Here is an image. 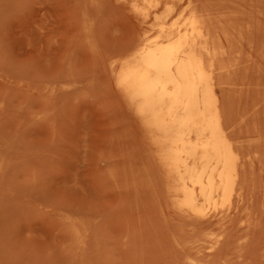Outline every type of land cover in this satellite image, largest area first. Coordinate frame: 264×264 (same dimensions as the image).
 I'll return each instance as SVG.
<instances>
[{
  "label": "rangeland",
  "instance_id": "obj_1",
  "mask_svg": "<svg viewBox=\"0 0 264 264\" xmlns=\"http://www.w3.org/2000/svg\"><path fill=\"white\" fill-rule=\"evenodd\" d=\"M232 1V4L229 0H199V3L208 7L216 29L219 16L225 17L228 10V13L232 11L231 19L228 21V16L222 19L223 22L220 19L222 24L219 28L226 22L231 24L240 10L250 12L248 17L242 12L244 21L241 12V21L237 16V22L234 18L237 23L233 29L235 41V32L241 27L249 33L253 29L251 25L254 30L264 26V0H251L255 4V7L250 5L251 9L255 10L250 9L247 0H240L243 4ZM216 4L219 10L214 8ZM242 5L249 7V11ZM236 6L244 7V10L239 7L236 13ZM215 19L218 20L214 22ZM143 29L131 7L121 0H0V264H190L193 261L198 264H206L207 261L210 264L212 261H215L214 264H264V239H260L264 237V228L261 227L264 226L261 194L264 193V108L261 106V111L258 110L260 105H252V101L257 102L264 91L260 87L259 90L263 91L257 93L259 84L264 87V69L260 73L262 81L260 74V77L254 74L257 73V66L264 65V54L261 58L262 52L254 47L257 37L259 41L256 42L261 40L260 43H263L264 34L261 32L264 30L258 29V33L252 30L251 38H244L241 43L243 48H240V54H236L237 61L230 57L225 60H229L228 63H223L230 65L225 69L238 70L241 66L240 69L249 71L247 66L250 62L251 66L256 62L249 72L251 76L249 73H232L236 80L230 79V75L225 76L224 81L229 77L230 82L228 80L225 87L227 90L231 88V91L234 88L232 83H237L233 94L227 91L232 96H227V103L231 104L229 111L233 110L231 116L236 115V118L231 117V122L245 120L242 124L233 121L236 128L240 127L237 131L233 129V123L231 126L237 138L245 137L242 141L244 147L238 145L241 139L235 140L236 146L242 147L237 151L242 150L240 155H247H241V159L245 158L243 162L250 160L246 164L253 168V173L262 170H259L260 175L256 172L255 176L249 170L244 181L246 172L244 175L243 168L246 166L245 171L252 168L245 164L242 166L240 201H232L233 211L219 225L215 218H205L206 221L211 219L206 223L205 219H194L179 212L173 205L154 147L111 75L112 61L130 51L133 40ZM247 53L253 57L251 61L245 59L248 58ZM240 55L246 56L244 59L248 61L245 62L242 56L239 58L244 63L240 62ZM235 64L240 66L236 68ZM253 77L257 79L253 80ZM246 79L250 81L247 83ZM230 83L232 87H227L226 84ZM253 83L258 85L253 92L256 95L250 98L248 89L255 87ZM242 84L246 90L240 87ZM242 94L249 95V98ZM262 98L264 102V95L261 101ZM242 100L246 102L244 105ZM263 102H260L261 105H264ZM252 106L258 110L254 112L255 116L250 113L254 109ZM244 109L247 113L242 117ZM250 145L255 146L251 148ZM261 160L262 163L257 162ZM250 177L254 179L249 180ZM246 180L255 188L256 184H260L261 187L257 185L259 190L252 189L256 195L249 196L252 193L249 194L251 187L248 186L252 185L249 182L245 185ZM245 186L249 189L246 190ZM255 196L258 200L253 199V204L251 199ZM256 202L258 210L256 206L255 214L251 215ZM237 210L241 213L238 214ZM193 221L201 223L200 226ZM211 224V230L206 229ZM221 228L229 232H219ZM251 231L254 233L251 234ZM202 236L206 241L199 240ZM225 236L226 248L223 245ZM211 239H218L220 246L218 243L215 249L209 250L213 242ZM193 240H198V243H193ZM178 243L181 246H177ZM202 253L203 258L200 257ZM216 257L219 259L216 260Z\"/></svg>",
  "mask_w": 264,
  "mask_h": 264
},
{
  "label": "bare ground",
  "instance_id": "obj_2",
  "mask_svg": "<svg viewBox=\"0 0 264 264\" xmlns=\"http://www.w3.org/2000/svg\"><path fill=\"white\" fill-rule=\"evenodd\" d=\"M121 1L128 4L131 7L132 11L138 17L141 24H143L144 29L142 30V32H140V34L136 37V39L133 40L134 43H133L130 51H128L126 54H124L123 56H121L120 58H118L116 60L113 59L114 61H112V65H110L111 66V72H112L111 75L113 76L117 87L119 88V90L121 91L123 96L126 98L125 99V101L127 100L126 104L129 103L131 109L134 111V112L133 111L132 112L135 113V116L138 117L139 121L141 122L143 128L146 131V134L148 135V137L151 141L152 146L154 147V150H155L154 153L156 154V157H157L159 163L163 167V171H164V175H165L166 183H167V193H168V196L171 199L173 205L177 208V210L179 212H181L187 216H192V217H194V219L196 218V219L200 220V219H205V218L211 217V218H215L216 222L218 224L219 223L222 224L226 221V219L230 216L231 212L233 211L232 208H233L234 204H233V206L231 205L232 201L233 200L234 201L237 200V202L240 201V198H241L240 189L243 186V183L240 184V181H242L243 178H244L243 180L245 181L247 174L249 175V170L252 171V172L250 171L251 174L253 173V168L251 166H248V164H246L250 160L249 161L247 160V162H243L245 160V158L243 157L244 159L243 158L241 159V155H243L244 153L240 155V152L242 150H240V152L237 151L239 149V147H240V149L242 147H244L242 145V143H243L242 141L245 140L244 139L245 137L244 138L242 137L243 139L237 138V136L231 130V126L233 124H234L233 129L236 128L235 127L236 124L233 122L235 120H233L231 122V117H233L235 115V113H234V115L232 114L233 116H231V113H233V110H231L232 112L230 113L229 107L231 108V104L229 105L227 103V98H228L227 96L228 95L230 96V93H232V94L234 93L232 91H233V89H235V84H237V83H235V82L232 83L233 81L231 82L232 84H234V86H233L234 88H232V91H231V88H228V90H230V93L229 92L227 93L228 90L225 87V83L229 80V77H230V75H232V73H233V75H234V73H235V75L236 74H245V73L248 74L249 72H251L254 69L253 68L255 65L254 63H256L254 61L252 66H251V64H252L251 62H250V66L247 64L248 69L250 67L249 71H246V69L243 70L242 68L240 69V67H241L240 64H237L238 66H240L238 70H233V69L229 70L228 68L225 69L226 66L227 67L230 66V65L229 66L226 65L229 60L228 61H225V60L232 57V58H234V60L237 61V55L236 54L238 52L240 54V48H243L241 46V43H242L244 38L245 39L247 38L248 40L251 38L250 32H252V30H254V27L251 25V28H253V29H251V31H249V33H248V30H246V29L242 30V27H241L238 30V32H235V33H237V38H236V41L234 40L235 35L233 32V29L235 28V25H237V23H235V21L237 22L236 19H238V18H236L237 14H235V12L237 11L236 13H238L240 8H242L241 6H239L240 8L238 6H236L235 9L238 8L236 11H235V9L232 8L234 10V14L236 16L233 14V16H235V17L232 18L231 24L229 22L230 25L228 24V22H226L227 24L225 22H224L225 24L223 23L224 26L229 25V27H227V28L224 26L219 28L218 26H221L222 23H220V22L222 21L223 18H227L226 16L230 17L228 19V21H230V19H231L230 15H231L232 11L230 13H228V11H230V10H228L226 13L225 12L226 10H223V8H222L223 12H225L228 15H226L224 17V15L222 14L223 18H221L219 16L221 21L219 18H218L219 20L218 19L214 20V22L218 20L217 22L220 23V24L217 23V29H216V27L214 26V25H216V22L214 23V25L212 24L211 19H213V18H211V16H210V12H209L208 7L200 4L199 0H121ZM217 1H219V0H217ZM229 1L232 4L233 1L232 0H229ZM236 1L239 2L240 0H236ZM221 2H222V0H221ZM240 2L242 3V1H240ZM247 2H249V4L248 3L247 4L249 5L250 9L252 7H255L254 6L255 4L253 5V1L247 0ZM251 2H252V4H250ZM256 2H258V1H256ZM256 2H254V3H256ZM202 3H203V1H202ZM205 3H207V2H205ZM239 3H238V5L241 4V3L240 4ZM208 4H210V1ZM262 4H264V3H262ZM214 5L215 4H213L212 6H214ZM245 5H246V3H245ZM245 5H242V6H245ZM250 5H252V7ZM212 6H210V7H212ZM216 7H217V4L214 8H216ZM249 7L245 6V8H247L248 11H249ZM263 7H264V5H263ZM229 8H231V6H229ZM217 9L219 10L218 7H217ZM217 9H215V10H217ZM253 9L255 10L256 8H253ZM253 9H251V10H253ZM261 9H263V8H261ZM212 10H214V9H212ZM240 12L239 13L242 14L243 11L240 10ZM245 12L246 11L244 10L243 14L244 15L246 14V16L248 17V15H249L248 13H250V12H248V13L247 12L245 13ZM251 12H253V11H251ZM239 13H238L237 17H239V20H240L241 16ZM261 13L260 14L258 13V14L261 15ZM263 13H264V11H263ZM218 14H217V17H218ZM251 14H250V16L254 15V13H253V15H251ZM244 15L242 17H244ZM263 16H264V14H263ZM234 18H235V21H233ZM242 19L244 21L245 17ZM225 21H227V20H225ZM240 21H238V22H240ZM257 21L258 20H256V22ZM262 21L263 20H261L259 22L260 25H261ZM243 23H245V22H243ZM240 24H241V22H240ZM253 24H254V22H253ZM138 27H139V25H138ZM256 27H257V25H256ZM262 27L264 28V26H262ZM262 27H260V29L264 30ZM249 29H250V27H249ZM258 29L257 30L255 29L254 33H255V31L257 32ZM254 33L252 34L253 36H254ZM261 33L264 34L263 31ZM137 34H138V32H137ZM253 36H252V38H253ZM259 36H260V39H262L261 38L262 35L260 34ZM254 38L252 40H254ZM257 38L259 39V37H257ZM258 39H255V41H254L255 44L257 43L256 45L253 43V41H251V42L253 43V45H255L254 46L255 50L259 49L260 51L259 50L258 51L262 52V54L259 53L261 58H262V55L264 54V51H262V49L264 48V46H263L264 45L263 44L264 38H263V43H260V42H262L261 40H260V42H256V40H258ZM248 42L250 43V41H248ZM259 43H260V45H259ZM246 46L248 48L247 44H246ZM257 46H258V48H257ZM260 46L261 47L263 46V48H261ZM251 48H253V47H251ZM243 50L241 51L242 53L245 52V48ZM254 51H252V52L254 53ZM245 55H246V53H245ZM254 55H256V51H255ZM242 56L243 55H240V56H238V58L242 57ZM247 56H248V58H245L246 56L245 57L243 56V59L244 58L250 59L249 61H251V58H253V57L252 56L249 57L248 53H247ZM263 57H264V55H263ZM261 58H259V59H261ZM243 59L242 60L240 59L241 60L240 62L244 63V61L245 62L248 61L245 59L243 61ZM253 60H255V58L252 59V61ZM263 60L264 59L262 58V62H263ZM224 62H227V63H225V65H224L223 64ZM232 65H233V63H232ZM257 65L258 64H256V66ZM238 66L236 68H238ZM251 67H252V69H251ZM257 67L261 71L259 72L258 71L259 69L257 68V73H254L256 77L259 76L258 74L263 72L262 70L264 69V65L261 67V64H260ZM234 69H235V67H234ZM253 72H255V70ZM233 75H232V77H230V79L232 78V80H234ZM261 75L262 74H260V76ZM225 76H226V78H227V76H229L226 82L224 81ZM237 76H234V77L236 78ZM249 76H251V73H249ZM256 77L255 78L253 77L254 78L253 80L257 79ZM259 77H258V80H259ZM241 79H242V77H241ZM243 81H242V83L244 84ZM249 81H250V79H248V82ZM260 81H262V76L260 77ZM228 82H230V80ZM240 82H241V80H240ZM246 82H247V79H246ZM246 82H245V84H246ZM251 82H253V81L251 80ZM262 82H264V81H262ZM231 83L229 85L226 84V86L232 87ZM256 83H258V81ZM256 83L252 84V85H255V87L254 86H251V88L249 87L248 90H250V92H252V93L255 92V88H257V85H258ZM243 84L240 85V87L242 86L245 89L246 86L245 85L243 86ZM247 85H250V83ZM237 87L238 86H236V88ZM260 87L264 88L263 86H260V84H259L257 91L259 90ZM252 89H253V91H252ZM262 91L259 90L257 93L262 92ZM250 92H249L250 96L256 95V93L250 94ZM240 93H244V92L240 91ZM262 93H263V94H261L262 96L260 95L261 97H263L264 91ZM239 95L241 97V94H239ZM242 95H245V94H242ZM249 95H247V96H249ZM247 96H246V98H249ZM252 96L250 98H252ZM230 97H232V96H230ZM256 97H259V96H256ZM246 98L244 100H246ZM260 98L258 99L257 102H255V100L252 101V103L254 102L252 104L253 106L260 105L258 110L262 109L261 106H263V108H264V105H261V103H260V102H263V98H262V101L260 100ZM259 100H260V102H259ZM237 101H234V102L237 103ZM231 102H232V100H231ZM249 102H251L250 99H249ZM244 103H246V102H244ZM244 103L242 100V105H244ZM235 104H233V105H235ZM254 104H256V105H254ZM263 104H264V102H263ZM238 106H237V108H238ZM253 106H252V108H254ZM249 107H251V106H249ZM243 108H244V106H243ZM254 109H253V111H251L252 110L251 109L250 113L253 112V115L255 116L254 112H256L258 110H257V108L255 110ZM261 111H263V110H261ZM238 112L240 113V111H238ZM242 112H243V110H242ZM239 113H237L238 117H239ZM246 113L247 112L245 110L244 115H242V113H241V116L244 117L246 115ZM259 114H261V113H259ZM259 114H257V115H259ZM263 114H264V112H263ZM235 116H234V118H236ZM241 116H240V118H242ZM238 117H237V120L239 119ZM248 117L251 118V116H248ZM262 117L264 118V115ZM245 118H247V117H245ZM243 120H244V118H243ZM243 120H241V122L240 121H235V122H238V124H240V123L242 124L245 121V120L244 121ZM259 122L260 121H258V123ZM259 124H261V123H259ZM252 125H255V124H252ZM244 126H246V125H244ZM247 127H248V125H247ZM258 127L260 128V126H258ZM262 127L263 126H261V129H262ZM244 128L246 129V127H244ZM253 128H255V127H253ZM238 129H240V127L236 128V131ZM248 130H250V129H248ZM263 131H264V129H263ZM245 132H246V130H245ZM245 132L243 131V133H245ZM254 132H253V134L256 133V132L255 133ZM257 133L259 134V132H257ZM237 134H239V132ZM240 134H241V132H240ZM243 135H245V134H243ZM256 135L257 134H255V137H257ZM255 137H253V138L255 139ZM258 137L262 138L260 135H258ZM236 139H238V140L241 139V141L239 140L241 142V144H239V141ZM235 140L238 141V145H241L242 147L236 146ZM249 141L251 142L250 138H249ZM255 142H256V139H255V141H253V143H255ZM253 143L251 142L250 144L252 145ZM251 145H250L251 148L255 146V145H253V146H251ZM262 145H264V143ZM255 148H254V150H256ZM244 149L247 150V146H245ZM262 149H263V147L261 148V150ZM246 150H245V153H246ZM249 150L251 151V149H249ZM251 152L254 153L255 151H251ZM260 153H262V151ZM244 155H246V154H244ZM261 155L262 154L259 155L260 159H262ZM263 157H264V155H263ZM248 158L249 157H247V159ZM252 158H254V156H252ZM263 161L261 160V161H257V162L262 163ZM251 162H253V161H251ZM244 164L247 165V167H249V168L251 167L252 169H247L248 172H247V170L245 171L246 166ZM243 165L245 166V168L242 167ZM242 168H243L244 175L246 172V175L243 178H241V174H243L241 172ZM259 170H262V169H259ZM259 170L258 171L255 170L254 171L255 173H253V175L254 174L256 175V172L259 173L260 172ZM263 173H264V171H263ZM259 175H260V173H259ZM259 175H257V176H259ZM252 177H250L249 180L254 179ZM263 177H264V175H263ZM246 181H247V183L245 182V185L248 184V182L250 183V181H248V180H246ZM259 181H260V179H259ZM259 181L256 180V183H259ZM263 181H264V179H263ZM250 184L252 186L254 185L252 183H250ZM240 185H241V187H240ZM257 185L259 187H261L260 184H256L257 189L255 188V185H254V187L247 185L249 188L251 187V192H249V194L252 193L253 188L255 189V191L259 190V187ZM248 187H246L245 189L247 190ZM246 192L247 191H245V193ZM259 193H261V191H259ZM246 194H248V192ZM254 194L256 195V193H252V195L250 194L249 196H254ZM257 194H258V192H257ZM261 194L263 195V200H264V193H261ZM261 194L260 195L258 194V196L261 197ZM248 195L246 197H249ZM260 197H259V199H260ZM243 199H246V198H243ZM253 199L254 200L256 199V201H257L258 197L255 196V198H252L251 199L252 202H253ZM252 202H251V205H252ZM254 203H255V201L253 202V204ZM239 205H241V204L239 203ZM247 205H248V203H247ZM247 205H246V207H247ZM256 206H257L256 209L258 210L259 206H258L257 202L254 205V207L251 206L253 208L251 215L255 214L254 209ZM248 208H247V210L251 209V208H249V209ZM239 209H241V207H239ZM242 209H244V208H242ZM261 211H263V210H261ZM243 212H244V210L242 211V213ZM237 213L240 214L241 212L239 213V210H237ZM238 214H237V216H238ZM235 218L240 219V217L239 218L235 217ZM254 218H255V216H254ZM262 218H264V217H262ZM183 220L186 221L187 219H183ZM210 220L211 219L206 221V219H205L206 223L208 221L210 222ZM189 221H190V219H189ZM232 221H234V223H235L236 220H234V218H233ZM257 221H258V219H257ZM263 221L264 220H262V223H263ZM194 223H197V222H194ZM243 223H244V221H243ZM249 223H250V221H249ZM251 223H252V221H251ZM181 224H184V223L182 222ZM189 224H191V223H189ZM197 224H198L197 226H200L199 224H201V223H197ZM204 224H205V222L203 223V225ZM255 224L257 226V223H255ZM259 224H261V223H259ZM208 225L209 224H207L206 226H208ZM211 226H212V224L209 226V228H206V229L211 230V228H212ZM248 226H249V224H248ZM218 227H220V226H218ZM261 227L264 228L263 225H261ZM206 229L204 231H206ZM260 229L261 228L259 227V231H260ZM221 230L222 231L225 230V234H227L229 232V231L227 232L225 228H224V230L221 228L219 230V232ZM252 230H253V227H252ZM245 231H246V229H245ZM196 232L197 231H195L194 234H196ZM198 232H199V230H198ZM219 232H218V234H219ZM250 233L253 234L254 232L252 233V231H251ZM221 235H222V232H221ZM223 235H224V233H223ZM245 235H246V233H245ZM255 235H257V233ZM226 236L229 238L228 235H226ZM226 236H225L226 239L223 240V245L225 244L224 248H226V244H227V242L225 241V240H227ZM247 236H248V234H247ZM204 238L205 237L202 236V239H199V240L200 241L205 240L206 238L205 239ZM251 238H253V237H251ZM260 239L262 240V239H264V237L260 238ZM211 240L213 241V239H211ZM257 240H259V239H257ZM195 242L198 243V240H193V243H195ZM219 242L220 241L218 239L213 241L211 243V245L208 247L209 250L213 249L215 247V245H217ZM249 242H251V241H249ZM180 243H182V242H180ZM229 243H232V242H229ZM182 244H184V242ZM177 246H181V245H179V243H178ZM204 246H205V244H204ZM218 246H220V243ZM218 246H217V248H218ZM243 246H244V244H243ZM255 246H257V245H255ZM206 249H207V245H206ZM220 249H218V250L216 249V250L219 252ZM250 249H252V248H250ZM257 249L258 248H256V250ZM216 250H214V252H216ZM180 252H181V250H180ZM181 253L184 254V252H181ZM246 253H247V251H246ZM219 254H217V255L219 256ZM243 254H242V256H244ZM191 255H193V254H191ZM202 255H204V254L202 253L200 257L203 258ZM205 255H208V254H205ZM214 255H211V256H214ZM217 255H215V256H217ZM256 255H255V258H256ZM209 256H210V254H209ZM217 257H216V260L219 259V258L217 259ZM249 257H252V256H249ZM202 258H201V260H202ZM212 258H215V257H212ZM231 258H233V257H231ZM183 259L184 258L181 259L182 262H183ZM208 259L210 260V257ZM260 259H261V257H260ZM213 262H215V261H212V264H214ZM261 262H262V260H261ZM207 263L210 264V262H208V261H207ZM216 263H217V261H216ZM226 263L224 262L223 264H226ZM252 263H253V261H252ZM190 264H198V263L196 261H193Z\"/></svg>",
  "mask_w": 264,
  "mask_h": 264
}]
</instances>
